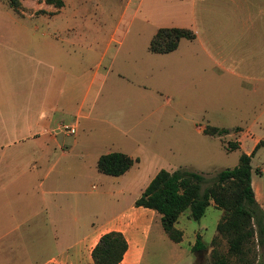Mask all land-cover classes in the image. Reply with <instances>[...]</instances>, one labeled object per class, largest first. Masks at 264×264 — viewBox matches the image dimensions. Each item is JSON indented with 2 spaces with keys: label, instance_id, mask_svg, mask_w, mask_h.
Returning <instances> with one entry per match:
<instances>
[{
  "label": "rangeland",
  "instance_id": "374dc122",
  "mask_svg": "<svg viewBox=\"0 0 264 264\" xmlns=\"http://www.w3.org/2000/svg\"><path fill=\"white\" fill-rule=\"evenodd\" d=\"M195 2L200 0H63L56 7L45 0H20L18 60L25 52L32 56L36 75L38 68L41 72L37 62L49 45L67 72L64 85L74 87L80 99L96 73L91 129L80 126L74 135L63 126L59 135H67V141L77 138L76 149L118 150L138 159L118 178L89 172L84 189L92 190L88 196L94 200L98 222L126 209L160 169L184 167L210 179L237 165L241 152L251 153L264 140V81H257L254 91L253 81L217 77L216 63L207 58L201 37L182 39L176 50L166 54L148 49L160 27H189L200 33L204 22L211 20ZM8 10L14 11L9 6ZM256 50L257 61L239 63L238 70L249 64L264 74V47L256 45ZM61 84V79L56 80L53 87ZM64 120L67 125L72 121ZM207 125L230 132L209 136L202 132ZM251 165L255 199L264 211V144L255 150ZM221 215L213 204L197 221L184 211L178 222L184 234L179 244L157 224L161 234H151L143 264H211V240ZM197 233L204 250L192 247ZM180 251L187 257L181 258ZM45 256L33 254V262ZM23 257L16 255L13 263L22 264Z\"/></svg>",
  "mask_w": 264,
  "mask_h": 264
},
{
  "label": "crops",
  "instance_id": "0c3cea01",
  "mask_svg": "<svg viewBox=\"0 0 264 264\" xmlns=\"http://www.w3.org/2000/svg\"><path fill=\"white\" fill-rule=\"evenodd\" d=\"M194 6L211 22H204L200 33L185 28L193 31V39L201 37L207 58L216 63V76L253 81L255 91L264 74L249 64L238 68L239 63L257 61L256 45L264 47V0H200ZM11 12L0 0V264H14L19 254L24 255L22 264H94L92 249L109 231L121 232L128 243L118 264H143L151 234H161V215L134 206L136 197L126 209L98 222L94 200L88 196L92 190L84 185L89 172L98 171V157L118 150L76 149L77 138L67 141V133H58L67 125L64 117L72 119L74 135L80 126L91 129L96 73L83 98L76 97L74 87L64 85L67 72L61 57L46 45L37 62L41 72L38 68L34 75L32 56L24 51L18 60L17 14ZM59 79L61 86L53 87ZM130 157L133 166L138 159ZM41 253L48 256L34 263L33 254ZM186 255L180 251L181 258Z\"/></svg>",
  "mask_w": 264,
  "mask_h": 264
},
{
  "label": "trees",
  "instance_id": "16d2710c",
  "mask_svg": "<svg viewBox=\"0 0 264 264\" xmlns=\"http://www.w3.org/2000/svg\"><path fill=\"white\" fill-rule=\"evenodd\" d=\"M6 1L16 13L20 12V0ZM45 1L56 7L63 5V0ZM194 37L189 28L160 27L151 37L148 49L152 53H169L177 48L181 39ZM202 132L209 136H221L230 130L207 125ZM263 144L264 140H259L251 153L241 152L237 165L219 170L210 179L184 167L172 171L160 169L135 199L134 206L158 212L165 235L172 242L179 243L183 237L182 230L176 227L180 214L188 210L189 217L197 221L213 204L222 210V215L211 240V264H264V211L255 199L251 183V158ZM231 146L238 148L235 144ZM134 161L125 153L112 151L101 154L96 167L102 174L119 176ZM127 246L121 232L104 233L91 252L94 264H118ZM192 247L195 250L206 249L199 233Z\"/></svg>",
  "mask_w": 264,
  "mask_h": 264
},
{
  "label": "built area",
  "instance_id": "2783aa9c",
  "mask_svg": "<svg viewBox=\"0 0 264 264\" xmlns=\"http://www.w3.org/2000/svg\"><path fill=\"white\" fill-rule=\"evenodd\" d=\"M64 129L67 133L69 134H74L75 133V126L72 125H65Z\"/></svg>",
  "mask_w": 264,
  "mask_h": 264
},
{
  "label": "water",
  "instance_id": "95a60500",
  "mask_svg": "<svg viewBox=\"0 0 264 264\" xmlns=\"http://www.w3.org/2000/svg\"><path fill=\"white\" fill-rule=\"evenodd\" d=\"M199 253L201 252V251H198Z\"/></svg>",
  "mask_w": 264,
  "mask_h": 264
}]
</instances>
